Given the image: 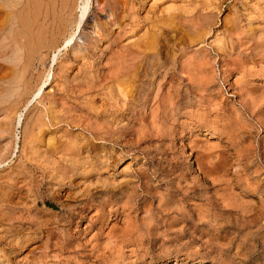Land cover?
Wrapping results in <instances>:
<instances>
[{
  "label": "rangeland",
  "instance_id": "374dc122",
  "mask_svg": "<svg viewBox=\"0 0 264 264\" xmlns=\"http://www.w3.org/2000/svg\"><path fill=\"white\" fill-rule=\"evenodd\" d=\"M21 1L0 264H264V0Z\"/></svg>",
  "mask_w": 264,
  "mask_h": 264
},
{
  "label": "bare ground",
  "instance_id": "6f19581e",
  "mask_svg": "<svg viewBox=\"0 0 264 264\" xmlns=\"http://www.w3.org/2000/svg\"><path fill=\"white\" fill-rule=\"evenodd\" d=\"M1 1H2V0H1ZM22 1H23V0H22ZM22 1H21V2H22ZM32 1H33V0H32ZM37 1H38V0H37ZM44 1H45V0H44ZM50 1H51V0H50ZM52 1H53V0H52ZM73 1H74V0H73ZM85 1H86V0H85ZM88 1H89V0H87L86 3H85V5H83V7L81 8V9H82V10H81L82 12H81V15H80V22H81L82 19L84 18V15H85L86 11H87V13H88V10H89V9H88L87 7H88V4L91 2V1H90V2L88 3ZM112 1H113V0H112ZM4 2H5V1H4ZM12 2H13V1H12ZM12 2H11V4H12ZM16 2H18V1H15V3H16ZM26 2H27V1H26ZM28 2H29V1H28ZM28 2H27V3H28ZM58 2H59V1H58ZM67 2H68V1H67ZM67 2H66V3H67ZM99 2H100V1H99ZM109 2H110V1H109ZM118 2H119V1H118ZM35 3H36V2H35ZM43 3H44V2H43ZM43 3H42V4H43ZM52 3H53V2H52ZM94 3H95V2H94ZM97 3H98V2H97ZM13 4H14V3H13ZM20 4H21V3H20ZM40 4H41V3H40ZM49 4H50V3H49ZM68 4H69V3H68ZM109 4H110V3H109ZM114 4H115V3H114ZM8 5H9V4H8ZM15 5H16V4H15ZM21 5H22V4H21ZM21 5H20V6H21ZM24 5H26V4H24ZM24 5H23V6H24ZM37 5H38V2H37ZM58 5H59V4H58ZM63 5H64V4H63ZM66 5H67V4H66ZM66 5H65V6H66ZM112 5H113V4H112ZM16 6H17V5H16ZM16 6H15V7H16ZM23 6H22V8H23ZM26 6H27V5H26ZM26 6H25V7H26ZM28 6H29V5H28ZM31 6H32V5H31ZM34 6H36V4H34ZM45 6H47V5H45ZM68 6H69V5H67V7H68ZM100 6H101V5H100ZM104 6H105V5H104ZM124 6H125V5H124ZM9 7H11V5H10ZM12 7H13V6H12ZM37 7H38V6H37ZM78 7H79V5H78ZM112 7H113V6H112ZM18 8H20V7L18 6ZM22 8H21V11H22ZM27 8H28V7H27ZM33 8H34V7H33ZM35 8H36V7H35ZM35 8H34V9H35ZM38 8H39V7H38ZM47 8H48V6H47ZM50 8H52V7H50ZM53 8H54V7H53ZM60 8H61V10H63V7H61V5H60ZM113 8H114V7H113ZM132 8H133V7H132ZM0 9H2V8H0ZM11 9H12V8H11ZM11 9H10V10H11ZM15 9H16V8H14V10H15ZM23 9H24V8H23ZM36 9H37V8H36ZM111 9H112V8H111ZM25 10H26V9H25ZM39 10H40V9H39ZM43 10H44V9H43ZM47 10H49V8H48ZM50 10H51V9H50ZM69 10H70V9H69ZM113 10H114V9H113ZM121 10H122V8H121ZM12 11H13V10H12ZM15 11H16V10H15ZM15 11H13V12H15ZM44 11H45V10H44ZM44 11H43V13H45V14H46V12H48V11H46V12H44ZM66 11H67V10H66ZM108 11H109V10H108ZM115 11H116V10H115ZM118 11H119V10H118ZM162 11H163V10H162ZM182 11H183V10H182ZM0 12H1V11H0ZM4 12H6V11H4ZM25 12H26V11H25ZM29 12H30V11H29ZM69 12H70V11H69ZM69 12H68V13H69ZM110 12H112V10H111ZM17 13H18V12H17ZM19 13H20V11H19ZM22 13L26 16V14H25L24 12H22ZM27 13H28V12H27ZM37 13H38V10H37ZM48 13H49V12H48ZM60 13H61V12H60ZM60 13H59V15L62 14V13H61V14H60ZM68 13H67V14H68ZM56 14H57V13H56ZM111 14H112V13H111ZM116 14H118V13H116ZM116 14H115V15H116ZM6 15H7V14L5 13V17H6ZM17 15H21V13H20V14H17ZM37 15H38V14H37ZM37 15H36V16H37ZM63 15H64V14H63ZM65 15H66V14H65ZM120 15H121V14H120ZM21 16H23V15H21ZM21 16H20V17H21ZM44 16H45V15H44ZM46 16H47V15H46ZM49 16H50V15H49ZM122 16H123V13H122ZM27 17H29V16L27 15ZM40 17H41V16H40ZM0 18H2V17H0ZM33 18H34V17H33ZM45 18H46V17H45ZM49 18H50V17H49ZM52 18H53V17H52ZM54 18H55V17H54ZM85 18H86V17H85ZM120 18H122V17H120ZM4 19L6 20L7 17L4 18ZM21 19H23V17H22ZM27 19H28V18H27ZM58 19H59V17H58ZM66 19H67V18H66ZM133 19H134V18H133ZM5 20H4V21H5ZM31 20H32V19H31ZM31 20H30V21H31ZM39 20H40V19H39ZM61 20H62V19H61ZM22 21H23V20H20V22L23 24ZM25 21H26V19H25ZM25 21H24V22H25ZM27 21H28V20H27ZM27 21L25 22V24L27 23ZM42 21H43V20H42ZM53 21H54V20H53ZM55 21H56V19H55ZM59 21H60V20H59ZM63 21H64V19H63ZM113 21H114V19H113ZM116 21H117V20H116ZM2 22H3V21H2ZM31 22H32V25H34V24H33V23H34L33 20H32ZM40 22H41V21H40ZM45 22H46V21H45ZM60 22H62V21H60ZM163 22H164V21H163ZM18 23H19V22H18ZM36 23H37V21H36ZM49 23H50V22H49ZM51 23H52V22H51ZM58 23H59V22H58ZM120 23H121V22H120ZM6 24H7V23H6ZM25 24H24V25H25ZM27 24H28V23H27ZM29 24H30V23H29ZM42 24H43V23L41 22V25H42ZM56 24H57V21H56ZM64 24H65V23H64ZM64 24H63V25H64ZM80 24H81V23H80ZM2 25H3V24L0 23V30L2 29ZM16 25H17V24H16ZM24 25H23V26H24ZM18 26H19V25H18ZM27 26H28V25H27ZM56 26H57V25H56ZM56 26H55V27H56ZM60 26H61V24H60ZM60 26H58V27H60ZM96 26H97V25H96ZM101 26H102V25H101ZM105 26H106V24H105ZM24 27H25V26H24ZM52 27H53V26H52ZM28 28H29V27H28ZM40 28H41V27H40ZM50 28H51V26H50ZM60 28H61V27H60ZM78 28H79V27H78ZM93 28H94V27H93ZM97 28H98V26H97ZM30 29H31V28H30ZM32 29H33V28H32ZM48 29H49V27H48ZM62 29H64V28H62ZM3 30H4V29H3ZM34 30H35V29H34ZM53 30H54V28H53ZM53 30H52V31H53ZM24 31H25V32H28V31H26V30H24ZM31 31H32V30H31ZM38 31H42V29H41V30H38ZM49 31H51V30H49ZM59 31H61V30H59ZM77 31H78V30H77ZM53 32H54V31H53ZM57 32H58V31H57ZM96 32H97V30H96ZM30 33H31V32H29V35H30ZM36 33H37V32H36ZM48 33H49V32H48ZM51 33H52V32H51ZM25 34H26V33H25ZM25 34H24L23 36H27V35H25ZM33 34H34V31H33ZM45 34H46V33H45ZM75 34H76V33H75ZM75 34H74V35H75ZM31 35H32V34H31ZM34 35H35L34 37H35L36 42L39 43L40 39H42L41 36H43V34L41 35V34L37 33V34H34ZM97 35H98V34H97ZM23 36H22V37H23ZM52 36H53V34H52ZM29 37H30V36H29ZM53 37H54V36H53ZM55 37H56V36H55ZM23 38H25V37H23ZM26 38H27V37H26ZM30 38H31V37H30ZM49 38H50V36H49ZM100 38H101V36H100ZM27 39H28V38H27ZM33 39H34V38H33ZM43 39H44V38H43ZM46 39H47V38H46ZM46 39H45V40H46ZM67 39H68V38H67ZM80 39H81V38H80ZM101 39H102V38H101ZM103 39H104V38H103ZM103 39H102V40H103ZM24 40H25V39H24ZM65 40H66V39H65ZM25 41H26V40H25ZM28 41H29V40H28ZM30 41H31V43H32V40H31V39H30ZM30 41L27 42L28 45H29ZM66 41H67V40H66ZM66 41H65V42H66ZM71 41H72V40L69 39V40H68V43L71 42ZM20 42H21V41H20ZM43 42H45V41H43ZM17 43H18V42H17ZM23 43H24V42H23ZM34 43H35V42H34ZM41 43H42V41H41ZM66 43H67V42H66ZM66 43H65V44H66ZM71 43H72V42H71ZM25 44H26V43H25ZM42 44H43V43H42ZM28 45H27V47H28ZM31 45H32V44H31ZM36 45H37V44H36ZM43 45H44V44H43ZM66 45H67V44H66ZM13 46H14V45H13ZM61 46H62V45H61ZM27 47H26V48H27ZM32 47H33V46H32ZM32 47L30 46L29 48H32ZM36 47H37V46H36ZM27 49H28V48H27ZM39 49H40V48H39ZM21 50H22V49H21ZM28 50H29V49H28ZM48 50H49V49H48ZM55 57H56V56L53 55V58H52V61H51L50 65H49V67H51V66L53 65V63L55 62ZM49 67H48V68H49ZM20 70H21V69H20ZM20 72H21V71H20ZM49 72H50V71H49ZM45 73H46V72H45ZM49 75H50V74H49ZM47 76H48V75H47ZM46 78H47V77H46ZM40 88H41V87H40ZM18 114H19V113H18ZM17 116H18V115H17ZM18 117H19V119H17L16 121H18L17 123H20L21 116H18ZM17 123H16V124H17ZM15 142H16V141H15ZM13 153H14V152H13Z\"/></svg>",
  "mask_w": 264,
  "mask_h": 264
}]
</instances>
